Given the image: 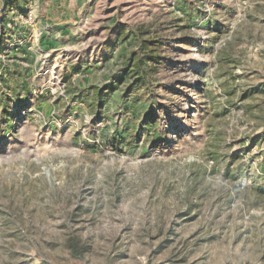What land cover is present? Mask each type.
<instances>
[{
    "label": "rangeland",
    "instance_id": "obj_1",
    "mask_svg": "<svg viewBox=\"0 0 264 264\" xmlns=\"http://www.w3.org/2000/svg\"><path fill=\"white\" fill-rule=\"evenodd\" d=\"M0 264H264V0H0Z\"/></svg>",
    "mask_w": 264,
    "mask_h": 264
},
{
    "label": "trees",
    "instance_id": "obj_2",
    "mask_svg": "<svg viewBox=\"0 0 264 264\" xmlns=\"http://www.w3.org/2000/svg\"><path fill=\"white\" fill-rule=\"evenodd\" d=\"M146 41H147V40L140 39V47L145 46ZM76 247H77V246L74 245L72 248L74 249V252H75V253H79V252H77L78 250H77Z\"/></svg>",
    "mask_w": 264,
    "mask_h": 264
}]
</instances>
